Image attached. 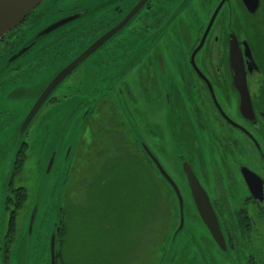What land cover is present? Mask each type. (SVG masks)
Masks as SVG:
<instances>
[{
    "label": "flooded vegetation",
    "instance_id": "obj_1",
    "mask_svg": "<svg viewBox=\"0 0 264 264\" xmlns=\"http://www.w3.org/2000/svg\"><path fill=\"white\" fill-rule=\"evenodd\" d=\"M93 44L23 130L46 87ZM86 84L107 91L98 118L100 131L111 124V151H128L138 181L148 173L156 183V214L145 221L143 241L151 236L157 247L159 235L147 236L146 226L172 222L158 264H264V0H41L0 39V134L21 136L15 160L25 163L24 137L40 109L45 138L49 112ZM144 146L176 184L182 208ZM108 164L91 180L109 182ZM195 180L210 224L197 207Z\"/></svg>",
    "mask_w": 264,
    "mask_h": 264
},
{
    "label": "rangeland",
    "instance_id": "obj_2",
    "mask_svg": "<svg viewBox=\"0 0 264 264\" xmlns=\"http://www.w3.org/2000/svg\"><path fill=\"white\" fill-rule=\"evenodd\" d=\"M38 28L40 26H36ZM39 79L43 81L47 78L40 75ZM75 80L72 77L68 82ZM59 88L53 94L59 95ZM95 88L101 89L102 85H83L82 92L76 96L77 99H98V108H94L84 131L78 130V120L73 119L66 130L62 128L70 119L65 118L70 115L69 106L49 112L50 128L45 138L44 128L48 118L42 114L44 108L40 109L29 126L30 134L24 140L29 142L30 147L23 168L13 184L14 188H25L27 196L16 212L15 239L8 251L5 244L8 238L5 236L13 209L11 205H6L8 181L22 139L18 135L0 134V264H51L50 240L58 221L57 205H60V220L68 227L66 237L62 241L57 238L55 243V251L63 255L57 259L58 264L159 263L172 222H162L163 230L146 226L147 236L159 235L161 243L157 247H151V236L144 237L143 241L147 215L156 214L153 209L157 205L154 199L158 201V189L153 176L151 178L148 173H145V180L138 181L140 172L135 164L136 159H131L128 151H111L112 146L105 136L111 134L108 132L111 124L106 131H100L104 129L105 122L103 125V119L98 118L104 104L102 98L107 91L97 94ZM113 104L114 111L125 113L124 106ZM133 129L138 136V128L133 126ZM125 140L128 141L127 136ZM121 143H124L122 137ZM67 148H71L69 162L63 160ZM53 153L55 163L48 171ZM104 162H108L107 166L113 171L112 179L108 184H104V180L95 183L93 178L91 180L92 174ZM35 207L37 211L30 228Z\"/></svg>",
    "mask_w": 264,
    "mask_h": 264
},
{
    "label": "water",
    "instance_id": "obj_3",
    "mask_svg": "<svg viewBox=\"0 0 264 264\" xmlns=\"http://www.w3.org/2000/svg\"><path fill=\"white\" fill-rule=\"evenodd\" d=\"M41 0H0V39L14 26L19 24L28 14L29 12L40 2ZM255 9V4L253 7H251V10L253 11ZM124 23V22H123ZM117 26V28H120L122 26ZM60 24V23H59ZM55 25H51L47 29L53 28ZM115 28L114 31L117 29ZM113 31V32H114ZM108 34V33H107ZM112 34V31L109 33ZM96 48V44L91 45L85 52H83L78 58H76L65 70L61 71L54 79L53 81L46 87L44 92L41 94L40 98L38 99L37 103L34 105L33 110L27 115L25 122L23 123V126L21 127L23 130L25 128V125L31 120L33 115L39 110L40 105L44 100H46L47 96L51 93V91L56 87V85L62 80L64 76L69 74L77 65H79L80 61L83 60L89 53H91ZM102 91H98L100 93ZM103 94V93H102ZM78 100V101H77ZM98 99L92 97L91 99L88 97H81L80 99L71 98L65 106L70 107V115H66L65 118L69 117L70 119L66 120V124L63 125V129L68 128V123L71 119L74 121L78 120V130L82 129L85 121L87 120L91 110L94 108V106L97 104ZM68 149V148H67ZM65 150L63 155V160L69 162L70 159V152L71 148L68 150ZM144 149L146 153L150 156V158L154 161L157 168L162 171L163 176L167 179L169 184L172 186V188L176 191L179 197V204L180 208H182V199L179 194V190L176 186V184L171 180L169 175L161 168V165L158 163L156 158L153 156V154L149 151V149L144 146ZM51 152H57V150H50ZM55 163V153L51 154L50 160L48 163V171L51 169L53 164ZM194 176L192 172L188 173L190 176ZM194 186L193 182H191L195 196H196V204L199 210L201 211V214L205 218V220L210 224V222L207 219V210L209 209L212 212L211 206L209 204V201L207 200H199L198 193L200 191H203L200 187L199 183L195 180ZM195 187V188H194ZM204 192V191H203ZM60 205H57V211L59 212ZM182 210V209H181ZM37 211V207L34 208L33 213L31 215L30 219V228L32 227L35 213ZM57 212V213H58ZM58 226V221H56L55 227L53 228V233L51 235L50 240V251H51V264H56V258H55V240H56V228Z\"/></svg>",
    "mask_w": 264,
    "mask_h": 264
},
{
    "label": "trees",
    "instance_id": "obj_4",
    "mask_svg": "<svg viewBox=\"0 0 264 264\" xmlns=\"http://www.w3.org/2000/svg\"><path fill=\"white\" fill-rule=\"evenodd\" d=\"M120 151H118V152H120ZM17 155H18V152H17ZM129 157L131 159L135 158L131 154H129ZM129 157H128V159H129ZM23 161H24V156H22L21 158H19V156H18V158L14 161L15 163L13 164L14 165L13 174L8 181V189L10 191V195L8 196L7 204L13 205V210L11 211L10 220H9L8 235H7L8 240H7L6 249L8 247V244L12 243L15 239V232H16L15 215H16L17 210H19L21 208V206L23 205V203L26 199V196H27L25 188H23V187L14 188L13 187L14 180H15L14 177L20 173L22 166H23ZM103 175H105V174H103ZM101 180H104L106 183L108 182V181H106L105 176H103ZM154 202H155V200H154ZM156 207H157V205H156ZM59 214H60V211H59ZM59 214H58V226L56 228V240H55V242L57 241V238H60V241H62L66 237V234L68 231V227L65 226L66 224L64 225L63 221L60 220ZM147 217L149 218V214L147 215ZM62 257H63V255L60 252L55 251L56 264H58L57 259L58 258L60 259Z\"/></svg>",
    "mask_w": 264,
    "mask_h": 264
}]
</instances>
